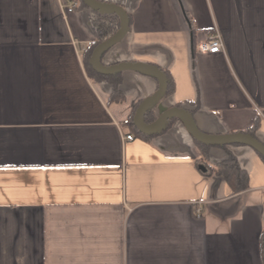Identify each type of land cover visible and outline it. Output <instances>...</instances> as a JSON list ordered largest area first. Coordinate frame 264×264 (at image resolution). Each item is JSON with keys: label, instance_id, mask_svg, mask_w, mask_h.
I'll use <instances>...</instances> for the list:
<instances>
[{"label": "crops", "instance_id": "0c3cea01", "mask_svg": "<svg viewBox=\"0 0 264 264\" xmlns=\"http://www.w3.org/2000/svg\"><path fill=\"white\" fill-rule=\"evenodd\" d=\"M96 1L128 20L100 64L148 65L170 83L145 118L179 109L211 136L258 122L264 145V0ZM112 16L76 0H0V264H264V163L246 145L198 147L173 117L138 135L130 117L158 80L84 65ZM213 34L223 50L199 52ZM226 150L246 190L211 174Z\"/></svg>", "mask_w": 264, "mask_h": 264}, {"label": "water", "instance_id": "95a60500", "mask_svg": "<svg viewBox=\"0 0 264 264\" xmlns=\"http://www.w3.org/2000/svg\"><path fill=\"white\" fill-rule=\"evenodd\" d=\"M87 5L92 9L99 12H107L116 15L119 18L118 30L107 40L100 43L93 51L91 55V65L93 69L103 75H109L118 73L126 70L135 71L142 74L154 76L158 80L157 91L145 100L137 109L134 116V123L139 131L143 133H152L158 130L169 118L178 119L185 127L188 134L195 140L207 143V144H227V145H246L251 147L254 151L259 153L264 158V145L256 139L244 135H227V136H211L199 132L192 124L189 117L179 109H170L164 111L155 121L150 124H145L142 121L144 111L154 103H156L165 93L166 90V78L164 74L157 68L148 65L137 64V63H123L110 67H106L100 64V54L111 46L116 44L126 33L128 20L124 10L116 5H110L107 3L97 2L96 0H85Z\"/></svg>", "mask_w": 264, "mask_h": 264}, {"label": "trees", "instance_id": "16d2710c", "mask_svg": "<svg viewBox=\"0 0 264 264\" xmlns=\"http://www.w3.org/2000/svg\"><path fill=\"white\" fill-rule=\"evenodd\" d=\"M76 1H80L81 3H84L85 5H87L84 0H76ZM113 17H115V16H112V17L104 19L101 25L98 24V27L96 29L97 34H98L97 44H99L101 41L105 40L106 38H108L109 36H111L113 33H115L117 31V29L119 27V21L115 20ZM95 46H93V45L91 47L89 46L90 49L87 51V54L84 57V65L88 69L89 74L93 73V74H95L97 76H101L100 74L95 72V70L93 69V67H92V65L90 63L91 54H92V51L95 48ZM111 76H114V74L113 75H111V74L110 75H105L104 77L109 79V78H111ZM112 85H113L112 97L113 98L115 96L119 97V94H118L119 93L118 92V81L113 80L112 81ZM169 87H170V83L167 81L165 94L169 91ZM151 113H152V108L151 107L147 108L146 111H145V114H144V119H143V122L145 124H150V123H152L153 121H155L158 118V116H156V115H153V116H151L148 119L145 118V116L147 114H151ZM130 120H131L132 127L134 128V130L137 131L138 135L154 136V135L162 133V132H164L166 130L164 128L163 129L159 128L157 131L152 132V133H143V132L139 131L137 129L136 125L132 122V115L130 117ZM175 120H176V118H173L170 121H175ZM257 125H258V122H254V124H252L250 129L242 132V134L248 135V136H250V137L255 139L254 132L257 129ZM193 140L198 145V147L212 146L213 145V144L203 143V142L197 141L195 139H193ZM220 146H222L223 148H226L229 145L221 144ZM257 155L259 156L261 161L264 163V158L259 153H257ZM205 158H206V156H205V154H203L202 155V159H205ZM210 172L213 175L221 177L229 185V187L231 188L232 193L241 192L243 190H246L247 187H248L247 186V173L242 168H240V166L237 163V160H236L235 156L229 150H226V158H225V160L220 162V163H218V164H215L214 166H212L211 169H210ZM263 204H264V200H263ZM260 248H261V252H262V255H263V261H264V214H263V227H262V232H261V245H260Z\"/></svg>", "mask_w": 264, "mask_h": 264}, {"label": "built area", "instance_id": "2783aa9c", "mask_svg": "<svg viewBox=\"0 0 264 264\" xmlns=\"http://www.w3.org/2000/svg\"><path fill=\"white\" fill-rule=\"evenodd\" d=\"M72 10L71 7H69L68 11L70 12ZM198 50L201 53H217L221 52L223 50V43L221 41V38L218 34H213L207 38L204 42L200 43L198 46ZM124 139L126 141H130L133 139V136L131 134H126L124 136ZM200 209H197L196 213L199 214Z\"/></svg>", "mask_w": 264, "mask_h": 264}]
</instances>
